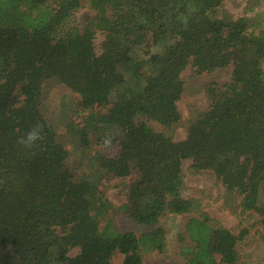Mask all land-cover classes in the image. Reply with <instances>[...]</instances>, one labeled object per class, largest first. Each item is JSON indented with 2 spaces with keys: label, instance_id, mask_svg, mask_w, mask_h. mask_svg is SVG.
<instances>
[{
  "label": "trees",
  "instance_id": "16d2710c",
  "mask_svg": "<svg viewBox=\"0 0 264 264\" xmlns=\"http://www.w3.org/2000/svg\"><path fill=\"white\" fill-rule=\"evenodd\" d=\"M83 1L91 17L66 26ZM225 1L0 0V264H117L116 254L143 264L166 249L171 216L183 219L175 264H239L249 231L217 224L184 195L189 161L213 172L234 212L264 224V12L235 17ZM188 68L193 80L224 69L229 79L206 82L209 107L177 141ZM50 78L72 92L67 112L84 115L66 123L78 173L63 169L68 150L40 109ZM36 126L40 138L21 144ZM91 137L119 152L93 153ZM133 174L115 206L100 183ZM118 213L138 231L121 230Z\"/></svg>",
  "mask_w": 264,
  "mask_h": 264
},
{
  "label": "rangeland",
  "instance_id": "374dc122",
  "mask_svg": "<svg viewBox=\"0 0 264 264\" xmlns=\"http://www.w3.org/2000/svg\"><path fill=\"white\" fill-rule=\"evenodd\" d=\"M226 0L223 6L224 13H230L233 16L250 15L253 16L258 13L264 12V0ZM254 9H250L251 6ZM92 10L89 8L86 1L81 2L80 7L74 11V15L71 21L66 26L72 28H80L81 23L87 20V17H91ZM104 40V35L99 30L96 33L95 43L100 45ZM193 69L188 68L185 71V75L190 77L189 83L186 86V92L179 102V109L183 116V122L181 125L175 127L170 131V135L174 140L181 141L187 137L190 121L199 111H203L209 107V100L207 98L204 87L206 82L217 80L220 83H225L229 79L228 70L217 72L213 75L204 74L199 79H191ZM42 95L40 96L39 104L42 113L48 119H53L58 125L60 131V141L63 142L65 148L68 150V157L63 164V169L68 172L80 171L78 167L79 160L76 152L73 151L72 146L68 143L69 134L66 132V123L69 118H76L79 121L83 120L84 115L82 112L72 114L70 105L72 103V92L66 89L56 79L50 78L43 83ZM157 130L162 129L157 124H153ZM90 149L92 152H102L109 156H114L119 152V147L113 142L98 143L94 137L90 139ZM77 167V168H76ZM184 168V181L185 189L184 195L187 198L195 199L198 203L200 211L208 213L217 224L233 229L234 232H241L243 229H247L249 232L245 239L240 243L241 261L239 264H264V224L259 214L255 212H248L246 214H239L234 212L233 209L227 203L224 187L219 182L213 172L201 171L196 172L190 168V162L186 161L183 165ZM136 179V174L126 178H116L113 176H106L100 183V189L108 200L115 206H121L127 199L126 184L129 185ZM132 182V183H133ZM131 183V184H132ZM163 219L162 223L168 229L167 245L166 249L162 252L153 251L151 253H144L143 264H175L174 250L175 239L173 235L174 231L178 230L182 218L180 216ZM116 223L121 230H136L138 228L128 224L121 218L120 213L117 214ZM76 253L73 251L72 254ZM115 263H121L123 255L116 254L114 256Z\"/></svg>",
  "mask_w": 264,
  "mask_h": 264
},
{
  "label": "clouds",
  "instance_id": "9594fccd",
  "mask_svg": "<svg viewBox=\"0 0 264 264\" xmlns=\"http://www.w3.org/2000/svg\"><path fill=\"white\" fill-rule=\"evenodd\" d=\"M41 135V130L39 126L33 127L20 139V143L30 147L34 142H36Z\"/></svg>",
  "mask_w": 264,
  "mask_h": 264
}]
</instances>
